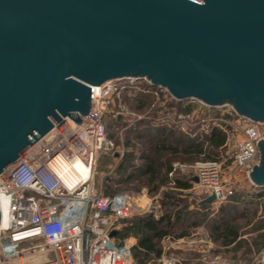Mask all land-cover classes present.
Returning <instances> with one entry per match:
<instances>
[{"label": "water", "instance_id": "water-1", "mask_svg": "<svg viewBox=\"0 0 264 264\" xmlns=\"http://www.w3.org/2000/svg\"><path fill=\"white\" fill-rule=\"evenodd\" d=\"M128 76L264 121V0H0V173L52 121L79 122L89 85Z\"/></svg>", "mask_w": 264, "mask_h": 264}, {"label": "built area", "instance_id": "built-area-1", "mask_svg": "<svg viewBox=\"0 0 264 264\" xmlns=\"http://www.w3.org/2000/svg\"><path fill=\"white\" fill-rule=\"evenodd\" d=\"M89 87L91 109L79 115V122L68 116L52 121L51 128L0 173V263L24 264L22 257L48 250L51 257L47 262L51 264H135L131 251L135 236L116 237L120 220L134 213H152L153 209L159 210L155 215L159 217L163 195L107 194L96 186L94 178L100 155L111 156L114 163L123 156L124 146L108 135L106 119L131 118L133 114L122 101L126 93L141 92L155 98L152 113L137 114V119L147 117L155 126L171 127L190 136L203 138L215 128L225 135L215 157L191 164L172 162L166 185L176 190V196L188 195L199 202L213 193V204L235 193L248 197L264 190V185L249 178L258 161L257 144L264 138V121L239 115L228 103L210 106L198 99L178 100L143 77L107 79ZM179 102L189 109L180 110ZM65 118L71 124L63 123ZM233 168L246 171L247 185L238 184L230 174ZM175 171L185 175L187 187H175ZM111 230H116L114 236L109 235ZM161 239L162 253L157 258L161 264H182L185 258L178 250L195 252L204 264L221 262L219 256L210 255L212 240L206 235L197 241L195 232L190 231L183 236L166 234ZM259 264H264V252Z\"/></svg>", "mask_w": 264, "mask_h": 264}, {"label": "trees", "instance_id": "trees-1", "mask_svg": "<svg viewBox=\"0 0 264 264\" xmlns=\"http://www.w3.org/2000/svg\"><path fill=\"white\" fill-rule=\"evenodd\" d=\"M140 95L141 94H139V92H130L127 93L122 101L125 102L126 99H132V97H135V99H138L137 108H141L144 106L145 101L140 98ZM142 96H144V94ZM182 103L183 102H179V109L182 111H187L189 107L186 105L182 106ZM120 120L121 118L106 119L107 132L111 138H113V133L110 131L109 125L114 122L120 123ZM139 124H145L144 126L146 127H144L143 130L142 128L139 129ZM135 130H138L136 134H140V136L145 135L147 137L144 140L147 143V149L145 147L140 150V155L138 156L139 162L137 165L130 161L132 159L130 154H127L123 157L115 170V174H119L121 176L118 177L117 175L116 177H110L111 181L114 183L110 182V184L106 185L105 193L107 194L115 193L113 188L114 184H126L132 181L133 178L139 177L140 179L145 177L144 183L151 184V190H157L160 185L168 182L167 173L171 169V161L173 159L181 158L180 162L191 164L198 157H200V155L203 156V159L213 158L204 149V143H207L210 149H213L214 152H217V148L225 140V135L217 128L213 129L208 136H204V139H201L197 136L188 137L180 130L171 127L159 126L152 128L144 121L138 123L136 127H131L128 130V133ZM179 134H181V136H179ZM169 140H174L173 142H175V144H168ZM128 166H130L131 172H127V175L124 179L122 177L124 174L123 171H125ZM174 178L176 180L175 187L185 188L189 185L185 175L181 174L179 171H175ZM171 190L173 191H165L164 202L169 204V206L171 205L176 207L175 210L171 211L166 209L165 212L159 217H154L151 213H143L135 215L131 218H124L125 223L117 231V238L119 239L129 234L136 236V243L131 247L135 264L156 262V258L159 257L161 253L159 241L163 235H185L188 233L190 226L197 225L196 220L185 225V220L187 219L186 216L189 214V216L194 218L198 217L199 215L205 217L207 213V209L210 204H198L201 211L188 209L187 204L183 203L185 197H178L175 195V190ZM253 195V197H255L254 199L244 197V195L240 193H235L228 196V198L233 199L238 204H245V207L248 205L250 206V204L253 203L257 204V201L259 202L264 200V190ZM172 200H176V202ZM225 208V204L220 205L219 213L223 215ZM180 219L182 220L181 222L183 225L179 224L180 229L176 230L177 228H175V224L178 223V220ZM232 219H227L226 221L221 220V226H214L210 229L212 239L216 242H219L222 246H239L238 241L240 237V226L234 224ZM262 229H264V220H261L253 230ZM263 236L264 233L261 232L257 235V238L253 240L252 244L256 248L264 247Z\"/></svg>", "mask_w": 264, "mask_h": 264}, {"label": "rangeland", "instance_id": "rangeland-1", "mask_svg": "<svg viewBox=\"0 0 264 264\" xmlns=\"http://www.w3.org/2000/svg\"><path fill=\"white\" fill-rule=\"evenodd\" d=\"M140 98L144 100V106L141 108H137V101L138 99H135V97L126 99L125 102L129 107L130 113L133 115H129L131 118L125 117V119H121L120 123L114 122L109 125L110 131L113 133V140L116 144L119 146L123 144L124 150H123V156L120 157L116 163H114L115 159H113L111 156L104 154L100 155L95 167V184L98 186L103 192L106 190V185L111 183H114L111 181L110 177L114 176L116 177L119 174H115L116 167L118 164L121 162L123 157L127 154L131 155V162L135 163L136 165L138 164V156L140 155V150L142 148L147 149V143L144 141L147 137L144 135L140 136V134H136L138 130L131 131L128 133V130L131 127H136L138 123L145 122L152 128H156L158 126L153 125L152 123L149 122V119L147 117L142 118V119H137L136 115L137 114H142L143 116H148L152 113L153 108L151 106L152 102H155V98L153 95H145L144 93L139 92ZM144 94V96H142ZM127 95L122 96V99ZM182 106H185L182 104ZM127 118L129 120H127ZM109 124V123H108ZM145 124H139V129L146 127L144 126ZM184 133L183 131H181ZM188 137H195V136H190L187 133H184ZM181 136V134H179ZM197 137L201 138L199 135H196ZM202 139V138H201ZM204 139V138H203ZM174 140H169L168 144H175L173 142ZM121 147V146H120ZM204 149L206 150L207 153L211 155V157H215L217 155V152H214L213 149H210L208 147L207 143H204ZM217 151V150H216ZM203 156L200 155L195 161L203 159ZM114 160V161H113ZM181 161V158L178 159H173L171 161ZM130 166H128L125 171H123V178L125 179L127 172L130 171ZM108 172V173H107ZM107 173L108 177L105 175ZM230 174L237 179L238 184L241 185H247L248 184V179L246 177V171L240 168H233L230 172ZM113 177V178H114ZM113 180V179H112ZM145 177L139 178H133L132 181L124 184V183H116L114 184L113 188L115 192H133V193H138L140 194L141 192L145 193V198L146 197H151L156 193H159L160 195H163V198H165V191H173L171 190L172 188L169 187V185L163 184L165 188L160 190V185L157 190H151V184L144 183ZM176 193V191H175ZM254 195H249L247 198H252ZM246 197V196H244ZM167 198V197H166ZM178 198V197H177ZM161 201V200H160ZM168 201V200H167ZM175 201L176 200H172ZM192 199L185 198L183 203L187 204V208L191 210H197L201 211L200 209H194L193 207L189 208V205L192 204ZM178 203V202H177ZM225 204L226 208L225 211H223V215L219 213V207L220 205ZM194 206V204H192ZM176 207L174 206H169V204L164 202V199H162V204H161V212L164 213L165 210H175ZM227 209V210H226ZM159 210L153 209V212L151 213L154 217L155 215H158ZM244 212V213H242ZM144 213H150V212H144ZM143 213H134L133 215L126 217V218H131L135 215H139ZM185 220V225L192 223L194 220L197 221V225L194 226V228L191 229L192 232H195V238L198 240L203 239L204 235H206L208 238H211L212 240V246L210 248V255L212 257L219 256L221 262L219 264H259L260 263V258L264 252V247L262 248H256L252 242L257 238V235L259 233H264V229L262 230H253L255 227L259 224L261 220H264V200L257 201V204L253 203L245 207V204H238L231 198H226L224 199L221 203H213L211 204L208 209L207 213L204 216L199 215L198 217H191L189 214L186 216ZM233 218V219H232ZM183 219V218H182ZM233 220L234 224H237L240 226L239 232H240V237H239V243L238 247L235 245H230V246H222L220 245L219 242H216L212 239L211 237V232L210 229L214 226H221L222 221L221 220ZM182 220H178V223L175 224L176 230H179V226L183 225ZM181 222V223H180ZM124 218L120 220V227L123 226L124 224ZM180 224V225H179ZM191 227V226H190ZM264 240V236H263ZM40 255V254H39ZM182 257L187 259L188 257H191L190 255L186 254H180ZM197 255V254H196ZM41 256V255H40ZM43 258V257H42ZM41 257H39V261H43ZM42 262L41 264H43ZM149 264H161L159 261L156 262H150ZM194 264V263H193ZM195 264H199L195 263Z\"/></svg>", "mask_w": 264, "mask_h": 264}, {"label": "bare ground", "instance_id": "bare-ground-1", "mask_svg": "<svg viewBox=\"0 0 264 264\" xmlns=\"http://www.w3.org/2000/svg\"><path fill=\"white\" fill-rule=\"evenodd\" d=\"M63 123H70L71 121H69L67 118H65ZM80 172L85 175L86 174V170L84 169H79ZM4 222V215H1V224H3ZM41 256H40V255ZM39 257H43L42 260L43 261H39ZM51 257V252L48 250H44V251H36L34 252V254L30 255V256H24L20 259V262H23L24 264H41L42 262H44L43 264H51L48 263L47 261L49 260L48 258Z\"/></svg>", "mask_w": 264, "mask_h": 264}, {"label": "crops", "instance_id": "crops-1", "mask_svg": "<svg viewBox=\"0 0 264 264\" xmlns=\"http://www.w3.org/2000/svg\"><path fill=\"white\" fill-rule=\"evenodd\" d=\"M175 190V189H174ZM176 191V190H175ZM181 197H185V198H188L189 200L191 199V197H189L188 195H183V196H181ZM193 200V199H192ZM192 204H194V206L192 205ZM192 204H190L189 205V208H191V207H193L194 209H200V207H199V205H198V202L196 201H192ZM208 204H210V203H208ZM211 205V204H210ZM209 205V206H210ZM192 228H194V226H191L190 228H189V231H188V233L191 231V229ZM118 231V230H117ZM188 233H186L185 235H187ZM129 235H133V234H129ZM135 236V235H134ZM175 236V235H174ZM181 236H183V235H181ZM116 237H117V234H116ZM162 238V237H161ZM160 238V241H159V243H160V247H162V242H161V239ZM135 241H136V236H135ZM161 253H162V250H161ZM161 253H160V255H161ZM177 253L180 255L181 253H183V254H186L187 252H182V251H180V250H178L177 251ZM159 255V256H160ZM187 255H190L191 257H193V258H190V257H188L187 259H184L183 260V263L182 264H195V263H198L199 262V264H204V263H202L201 261H199V260H197V255H196V253L194 252V253H187ZM158 258V257H157ZM157 258H156V261H157ZM146 264H149V262H147Z\"/></svg>", "mask_w": 264, "mask_h": 264}]
</instances>
